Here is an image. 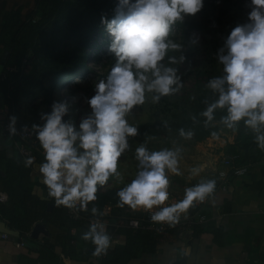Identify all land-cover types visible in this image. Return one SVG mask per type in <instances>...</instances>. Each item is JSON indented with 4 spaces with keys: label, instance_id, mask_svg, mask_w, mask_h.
I'll use <instances>...</instances> for the list:
<instances>
[{
    "label": "clouds",
    "instance_id": "clouds-1",
    "mask_svg": "<svg viewBox=\"0 0 264 264\" xmlns=\"http://www.w3.org/2000/svg\"><path fill=\"white\" fill-rule=\"evenodd\" d=\"M203 6L204 0H119L111 19L101 17L111 37L108 51L115 63L106 78L96 83L95 94L87 98L91 111L77 125L72 118H64L70 112L69 102L53 101L50 111L40 113L42 123L23 126L29 136L35 135L42 151L37 171L47 196L56 207L90 210L94 217L82 234L94 245V256L106 254L113 237L106 222L98 218L106 213L95 204L89 209V204L98 199V190L111 176L124 180L118 161L130 147L129 137L138 134L137 126L129 123L134 106L145 103L146 93L158 102L180 87L177 69L162 61L170 49L182 47L170 38L175 26ZM247 6V21L231 29L216 53L222 70L206 83L215 99L201 115L207 123L217 109L224 110V127L235 130L243 121L264 150V0H247ZM16 120L14 115L9 118L10 133L16 132ZM179 132L186 138L192 136L183 128ZM179 153V148L151 150L146 144L138 145L137 170L117 190V205L149 211L154 223L172 226L195 202H203L213 193L214 180L186 188L182 200L165 203L169 198L167 173L179 174ZM33 162L34 157L28 156L25 166Z\"/></svg>",
    "mask_w": 264,
    "mask_h": 264
},
{
    "label": "rangeland",
    "instance_id": "rangeland-1",
    "mask_svg": "<svg viewBox=\"0 0 264 264\" xmlns=\"http://www.w3.org/2000/svg\"><path fill=\"white\" fill-rule=\"evenodd\" d=\"M101 2L117 6L119 0ZM249 11L247 0H204V6L198 13L186 17L183 23L175 26L170 38L182 47L180 50L170 49L162 63L177 69L180 87L176 92L161 97L158 102L152 101V93H146L145 103L134 106L129 123L137 126L138 134L129 137L130 147L118 161V171L124 180L111 176L107 184L98 190V199L90 202L89 209L95 204L101 210L109 202L117 206V190L137 170L135 148L140 144H146L151 150L179 148V172L184 165L183 160H186L187 165L195 160L190 157L187 159V153L196 140L181 136L174 127V122L182 120L199 97L211 92L206 83L222 70L216 53L231 29L247 21ZM70 25V10L66 8L55 20V26L44 33V42H40L36 49L29 50L24 59L23 74L17 82L21 97L16 109V114L24 125L30 127L33 123H42L40 113L50 111L52 102L59 100L69 102L70 112L64 118H72L78 125L80 118L91 111L87 98L95 94L96 83L106 78L107 72L115 63V57L108 51L111 37L104 24L85 34H65V29ZM193 40L197 42L193 43ZM55 50L78 58L81 66L71 73V77H57L54 72L61 60L60 56H54ZM170 57L173 59H169ZM216 124V134L209 137H219L224 142L222 148L225 149L228 146L234 148L235 143L236 147L244 150L254 134L243 121L235 130L224 127L221 118ZM215 151H212V155ZM177 176L174 173L169 177V196H177L182 191L184 181ZM125 208L131 210L127 206ZM122 209L116 207L115 212H121ZM86 212L91 213L90 210Z\"/></svg>",
    "mask_w": 264,
    "mask_h": 264
},
{
    "label": "crops",
    "instance_id": "crops-1",
    "mask_svg": "<svg viewBox=\"0 0 264 264\" xmlns=\"http://www.w3.org/2000/svg\"><path fill=\"white\" fill-rule=\"evenodd\" d=\"M35 1L0 0V27L4 23L2 19L4 13L20 7L19 16L23 19L33 9ZM3 51L4 46L0 44V59ZM5 68L0 63V71ZM11 68L14 70V67ZM8 110L16 114L9 108ZM218 138L208 137L195 141L189 147L187 159L189 157L196 161L213 159L212 150L216 149L214 145L222 146L224 143ZM0 148L6 149L9 156L18 155L22 158L7 135H0ZM227 148L229 149V146ZM22 161L25 162L23 158ZM183 163L184 165L181 166L183 170L181 169L177 174V177L184 181L181 185L182 191L178 192L177 196H169L165 203L182 200L185 189L191 187V180L202 182L209 178L205 172L200 170L194 172L192 163L187 165L186 160H183ZM39 164L35 157L31 165L30 180L36 182L32 192L43 199L47 197V190L46 186L42 187L40 184V174L37 171ZM172 174L174 173L168 172V178ZM0 190H3L2 181H0ZM114 207L113 219L125 216L121 213L127 215L136 212L127 208L115 212L116 207L119 206ZM190 210L192 212L187 210L186 213L181 214V217L194 212L206 216V221L199 224L195 234L193 227L181 235L171 232L154 238H151L147 231H136L133 228L129 232L126 230L110 232L113 242L108 250L119 246V253L113 261L106 264H264V155L251 161L249 169L243 175L232 177L225 190L215 187L210 196L203 202H195ZM0 222L8 228L1 218ZM44 225L49 233L40 234L37 238H32L30 233L26 235L27 231L20 230H18L20 235H13L0 227V264H99L91 252L88 256L81 254L76 240L73 255H63L61 229L46 222ZM123 227L125 226L120 228ZM216 229H220L219 234L216 233ZM113 230L116 228L114 227ZM74 232L75 229H71V233ZM45 239L54 244L53 251L56 255H49L48 250L42 246ZM20 240L25 244H19Z\"/></svg>",
    "mask_w": 264,
    "mask_h": 264
},
{
    "label": "trees",
    "instance_id": "trees-1",
    "mask_svg": "<svg viewBox=\"0 0 264 264\" xmlns=\"http://www.w3.org/2000/svg\"><path fill=\"white\" fill-rule=\"evenodd\" d=\"M66 8L70 10L71 25L65 29V34L72 32L85 34L103 24L101 23V17L111 19L115 15L116 5L102 3L101 0H36L33 9L23 19L19 16L20 7L4 13L2 16L4 23L0 27V44L4 46V51L0 63L4 67H14V70L10 71L4 79H0V105H6L14 113L16 112L21 97L17 82L23 74L24 59L29 50L36 49L40 42H44V33L48 28L55 26V20ZM53 52L54 56L61 57L60 63L54 69L57 77L66 75L71 77L73 75L71 73L81 66L78 58L74 57L73 54H61L57 50ZM83 55L81 56L83 57ZM214 99L215 95L212 92L199 97L191 110L184 114L182 120L174 122L176 130L179 132L183 128L185 131H191V137L196 141L215 135L218 128L216 121L225 114V111L217 109L213 120L207 123L205 122L206 118L201 115L207 103ZM255 135L256 133L253 134L251 141L245 146L244 150L236 147L235 143L234 148H227V150L233 152L236 149L241 150L243 152L242 158L251 161L260 158L264 155V150L257 146ZM6 152V149L0 148V181L3 183V190L8 193L7 201L0 205V218L5 222V225L10 229L25 232L38 221L53 224L61 229L63 255H73L75 240L78 243V248L81 249V254L90 255V252H93L94 245L91 240L82 238V234L88 230V227L83 225L82 220L69 218L66 215L67 208L63 206L56 207L48 196L42 199L35 195L32 192V187L36 182L30 180L32 166H25V162L22 161L20 156H9ZM35 157L38 162L43 159V155L39 153ZM209 179L214 180L215 187H217V178L210 176L207 180ZM198 183L200 181L191 180L190 186L192 187ZM40 184L42 187L45 186L42 183ZM48 203L53 204L51 210H47ZM102 208L100 211H102ZM114 208L112 214L109 215L110 220L114 217ZM188 210L192 212L190 208ZM81 212L85 216H92L89 212ZM198 226L199 224L193 225L194 234ZM73 228L75 232L71 233ZM113 229L114 227L107 226L109 233L117 230L128 232L132 230L129 227ZM138 230L140 229H136V231ZM143 231H147L151 238L156 236L150 230ZM215 231L218 234L220 233V229ZM42 246L48 250L49 255H56L53 251L54 244L48 242L47 239L43 241ZM118 253L119 246H115L113 249L108 250L106 254L95 257L99 264H106L113 261Z\"/></svg>",
    "mask_w": 264,
    "mask_h": 264
},
{
    "label": "built area",
    "instance_id": "built-area-1",
    "mask_svg": "<svg viewBox=\"0 0 264 264\" xmlns=\"http://www.w3.org/2000/svg\"><path fill=\"white\" fill-rule=\"evenodd\" d=\"M10 71H12L11 67H6L4 70L0 71V79H4ZM13 115L17 117L14 125L16 132L10 133L9 118ZM23 126L25 125L16 114L10 113L6 106L0 105V135H7L12 140L15 149L24 160L28 156H32L35 159L36 154H42V151L36 141L35 135L29 136L27 134V129ZM214 147H216V149H213L216 150V153L213 159H206L203 161L194 160L192 161V165L193 168L205 172L209 177L215 176L218 182L217 187L225 190L232 177L243 175L249 169L251 160L243 159V152L241 150L236 149V151L233 152L227 150V148H222V146L214 145ZM7 199L8 193L5 190H0V204L5 203ZM114 206L115 204L110 202L104 204L102 212L106 214L98 217L105 221L107 226L112 225L115 228L125 226L133 229L150 230L156 236H164L171 232L181 235L184 231L192 228L194 224H200L206 221L205 214L194 212L185 217H180L176 224L169 226L167 223H154L150 219L151 212L144 210L136 211V214H127L110 220L109 215L112 214ZM66 215L72 219L82 220L83 224L87 227L90 220L94 218L93 216H85L80 210L74 211L67 209ZM29 233V231L25 232L26 235H29ZM19 244L24 245L25 242L20 240Z\"/></svg>",
    "mask_w": 264,
    "mask_h": 264
},
{
    "label": "water",
    "instance_id": "water-1",
    "mask_svg": "<svg viewBox=\"0 0 264 264\" xmlns=\"http://www.w3.org/2000/svg\"><path fill=\"white\" fill-rule=\"evenodd\" d=\"M262 133H264V128L261 130ZM53 207L52 203L47 204V209L50 210ZM0 227L2 230H4L7 233L13 234V235H20V231L13 230L10 228L4 227V223L0 222ZM49 233L48 229L45 227L44 223L38 221L33 224L31 230H30V237L37 238L40 234L47 235Z\"/></svg>",
    "mask_w": 264,
    "mask_h": 264
}]
</instances>
